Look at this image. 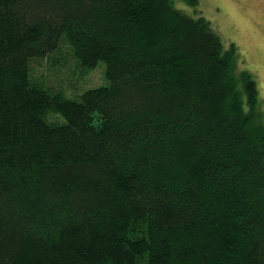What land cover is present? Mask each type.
Masks as SVG:
<instances>
[{
	"label": "trees",
	"instance_id": "1",
	"mask_svg": "<svg viewBox=\"0 0 264 264\" xmlns=\"http://www.w3.org/2000/svg\"><path fill=\"white\" fill-rule=\"evenodd\" d=\"M177 1L0 0V264H264L258 82Z\"/></svg>",
	"mask_w": 264,
	"mask_h": 264
},
{
	"label": "rangeland",
	"instance_id": "2",
	"mask_svg": "<svg viewBox=\"0 0 264 264\" xmlns=\"http://www.w3.org/2000/svg\"><path fill=\"white\" fill-rule=\"evenodd\" d=\"M177 4L195 13L194 6L181 0H178ZM198 8L212 22L225 45L231 42L237 44L243 62L242 67L256 76L259 109L263 112L264 121V0H200ZM67 52L69 51L65 53ZM69 65L70 70H76L75 74L79 73L78 64L71 60ZM90 72L78 78V87L71 88V93L78 95L88 88L108 84L104 63H100ZM70 74L76 77L72 71Z\"/></svg>",
	"mask_w": 264,
	"mask_h": 264
}]
</instances>
